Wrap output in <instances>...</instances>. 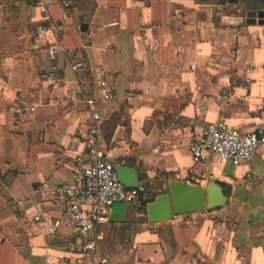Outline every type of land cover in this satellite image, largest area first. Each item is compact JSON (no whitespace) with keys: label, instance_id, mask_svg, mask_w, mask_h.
<instances>
[{"label":"crops","instance_id":"obj_1","mask_svg":"<svg viewBox=\"0 0 264 264\" xmlns=\"http://www.w3.org/2000/svg\"><path fill=\"white\" fill-rule=\"evenodd\" d=\"M241 6L262 9L264 0H62L45 13L29 0L0 3V264H72L59 188L75 183L86 149L81 101L104 94L121 102L102 123L103 147L119 165L163 192L171 181L217 183L228 202L155 224L140 201L127 205L122 223L100 228L99 256L264 264V146L238 165L196 164L188 148L220 120L240 132L264 128V25L224 23ZM39 26H51L46 41ZM56 44L67 53L49 56Z\"/></svg>","mask_w":264,"mask_h":264},{"label":"built area","instance_id":"obj_2","mask_svg":"<svg viewBox=\"0 0 264 264\" xmlns=\"http://www.w3.org/2000/svg\"><path fill=\"white\" fill-rule=\"evenodd\" d=\"M15 0H0V3ZM35 9L45 13L49 5L62 0H29ZM51 26H39L36 37L46 41ZM49 56L67 53L65 48L56 44L47 48ZM75 72L77 64L72 65ZM76 92L68 94L73 100ZM104 100H110L107 94ZM97 97H86L81 101L83 112L87 114L89 126L86 136L85 152L76 158V181L66 183L59 188L60 195L68 203V220L74 236L66 250L73 255L72 264H107V258L98 253L100 228L109 223L110 214L115 204L134 205L139 201L144 188H126L117 177L119 164L103 147V119L98 106ZM264 146V128L252 132L234 130L225 121L220 120L213 126L203 129L189 144V152L196 164L206 163L212 158L230 161L235 165L251 161L256 152ZM41 222V211L34 217ZM60 223H49L46 228L54 232Z\"/></svg>","mask_w":264,"mask_h":264},{"label":"water","instance_id":"obj_3","mask_svg":"<svg viewBox=\"0 0 264 264\" xmlns=\"http://www.w3.org/2000/svg\"><path fill=\"white\" fill-rule=\"evenodd\" d=\"M240 8V17L225 16L224 23L236 25L239 23L264 25V6L262 9ZM244 14V15H243ZM219 16H222L219 13ZM121 102L118 100H98V106L102 119L108 117L111 110ZM107 110H110L108 112ZM118 180L128 189H138L140 186V174L135 168L120 164L116 169ZM228 198L223 187L217 183H209L206 187L179 182H169L167 191L156 196L154 201L146 203L145 209L150 224L173 220L176 216H187L206 210H216L226 206ZM127 204H115L112 208L110 222L122 223Z\"/></svg>","mask_w":264,"mask_h":264},{"label":"trees","instance_id":"obj_4","mask_svg":"<svg viewBox=\"0 0 264 264\" xmlns=\"http://www.w3.org/2000/svg\"><path fill=\"white\" fill-rule=\"evenodd\" d=\"M226 0H222V3H225ZM148 179L146 173L141 172L140 174V180L145 184V190L141 194L139 201L142 203V205L145 206L146 203L154 201L157 195L163 193V185L161 183H158L155 186H151L148 182H146Z\"/></svg>","mask_w":264,"mask_h":264},{"label":"rangeland","instance_id":"obj_5","mask_svg":"<svg viewBox=\"0 0 264 264\" xmlns=\"http://www.w3.org/2000/svg\"><path fill=\"white\" fill-rule=\"evenodd\" d=\"M199 2H204V0H198ZM206 3H212V4H218L220 5V3L223 5L225 3H222V0H206ZM235 10V8H234ZM237 10V9H236ZM239 10V9H238ZM143 206V205H142ZM141 211V210H140ZM141 212H144L143 214L145 215V217H147V214H146V209H145V206H143V209ZM146 219V218H145Z\"/></svg>","mask_w":264,"mask_h":264}]
</instances>
